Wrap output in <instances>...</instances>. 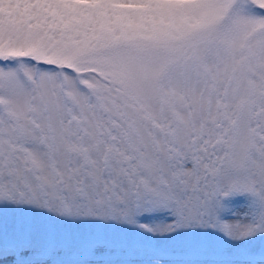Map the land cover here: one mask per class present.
<instances>
[{
    "label": "snow or ice",
    "instance_id": "1",
    "mask_svg": "<svg viewBox=\"0 0 264 264\" xmlns=\"http://www.w3.org/2000/svg\"><path fill=\"white\" fill-rule=\"evenodd\" d=\"M0 264H264V0H0Z\"/></svg>",
    "mask_w": 264,
    "mask_h": 264
}]
</instances>
